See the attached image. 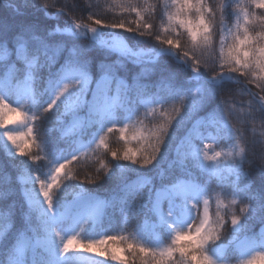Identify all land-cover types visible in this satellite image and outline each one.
Returning a JSON list of instances; mask_svg holds the SVG:
<instances>
[{
    "label": "snow or ice",
    "instance_id": "snow-or-ice-1",
    "mask_svg": "<svg viewBox=\"0 0 264 264\" xmlns=\"http://www.w3.org/2000/svg\"><path fill=\"white\" fill-rule=\"evenodd\" d=\"M54 6L50 0H0V139L6 141L9 157L0 162V264H104L94 256L117 264H129L130 259L133 264H232L233 259L237 264H264V133L255 136L258 118L264 126V13L252 10L264 9V0H244L231 13L232 0H218L215 7L207 0H171L170 5L161 0L167 27L160 30L149 22L157 5L136 0H118L121 12L134 14V20L111 22L80 0L50 12ZM29 9L38 18H30ZM77 10L87 12L91 23L75 19ZM68 13L69 21L59 27V18ZM228 15L235 18L231 27ZM53 22L57 26L50 27ZM176 26L182 31L173 37ZM184 34L188 47L181 43ZM146 36L156 41L147 51L139 47L147 43ZM81 39L87 43H79ZM129 62L139 66L131 80L122 74ZM157 72L168 94L151 102L176 103L161 112V123L146 134L137 129L126 137L129 124L117 127L121 114L132 120L139 97L150 91L146 81ZM179 77L186 78L187 86L178 83ZM235 95L248 97L240 102L241 128L229 123L235 102L225 97ZM53 112L77 136L96 129L89 145L97 148H108L106 136L114 130L126 143L144 145L111 151V166L102 164L104 175L96 179L113 183L110 199L99 200L77 185L80 195L71 207L61 202L59 192L69 187L65 181L76 179L67 165L79 159V149L66 155V149L43 139L46 133L35 125ZM190 120L194 126L176 146L168 168L160 170L156 186L145 170L168 159L173 130ZM248 124L253 126L251 136L246 135ZM206 140L229 141L231 151H213ZM31 145L49 150L41 157L32 153ZM181 145H186L183 151ZM223 155L232 159L230 175L217 184L218 192L212 190L217 210L210 217L212 192L200 177L219 180ZM41 159L50 167L36 175L33 165ZM176 170L179 175L167 180L166 172ZM221 194L230 197L228 203L220 200ZM107 209L125 220L150 214L157 221L153 237L140 230L105 232L99 239L86 235L103 227ZM256 224L259 232L253 231Z\"/></svg>",
    "mask_w": 264,
    "mask_h": 264
},
{
    "label": "trees",
    "instance_id": "trees-1",
    "mask_svg": "<svg viewBox=\"0 0 264 264\" xmlns=\"http://www.w3.org/2000/svg\"><path fill=\"white\" fill-rule=\"evenodd\" d=\"M11 2L15 3H23V0H11ZM52 4L55 6L50 8V12H56L58 8L63 6L64 4H68L69 7H72L74 3L77 2V0H50ZM137 3H140L141 5H157L158 12L155 16L149 17V22L154 24L155 28L154 30H160L161 28L167 27V21L165 18H162L160 13L163 12V8L161 6V0H136ZM164 2L168 3L170 5L171 0H164ZM244 0H232V6L229 8V13L232 11V7H235L237 3H243ZM80 3L85 8H90L91 11H99L101 18L105 19L106 21H115L120 19H129L134 20V14L129 16L126 13H122L120 7L118 6V0H80ZM207 3L215 7L218 3V0H207ZM256 12L257 15H260L261 13H264V9H252ZM28 15L30 18H38V14L34 11L29 9ZM72 14H64L59 18V27H64V22L69 21V18ZM87 12H81L77 10L74 14V18L82 21L84 23H91L87 20ZM218 19V17H217ZM234 17L231 15H228L226 17V24L231 27V25L234 23ZM57 26L54 22L50 24V27ZM122 31V30H118ZM182 30L179 29L178 26H176V30L171 33L173 37H175L179 32ZM125 35H129L125 33ZM147 41L146 44L139 45V47H143L145 51L148 50L153 44L156 43V41L151 36H146L143 38ZM214 40L216 41V47L217 51L215 55L219 56V35L214 36ZM79 43L86 44V39H81L78 41ZM181 43L184 44L186 47L190 46V41H188L186 34L181 38ZM133 45H136V40L132 41ZM173 64H175V61H172ZM161 66L167 67L166 61H161ZM139 71V66L134 65L132 63H127L126 67L123 70V75L128 79L131 80V78ZM217 71H219V68H217ZM164 75H168V72L163 73ZM209 75H212L213 73L209 72ZM161 73L157 72L155 75L151 76L146 82L149 84L150 91L146 94L142 95L138 99V103L135 106V114L132 117V120H127L124 116V114H121L120 121L117 123V127H123L125 123L129 124V128L126 130L125 135L126 137H131L134 131L137 129H140L145 132V134L150 131L154 126L161 123V112L170 110L171 106L176 103V101L168 100L167 103L161 105L152 103L150 107H147L144 102V98L146 96H149L152 100L154 98H163L168 94V89L165 88L163 85H160L158 83L159 77ZM178 83L187 86L186 78L179 77ZM251 87V86H250ZM159 89V91H157ZM194 90V89H193ZM225 99L229 101V103H234V107L236 109L235 115L229 119V123L231 126L235 128H241L242 125L240 123V102L241 101H247V96H241V95H235V96H226ZM46 107V104L44 105ZM177 106H179L177 104ZM154 110V111H152ZM152 111V115H148V113ZM14 119L16 118V114H10ZM58 113L53 112L52 114H44L46 119H44L41 122H37L35 127L37 130H42L46 133L44 135L43 139L48 141L51 146L55 147L56 149H66L67 152L66 155L73 150L76 149L75 142L79 137L81 138H87L92 131L96 129H91L89 133L86 136H77L76 134L72 133L71 131H68V126L61 125L56 117ZM20 118V117H19ZM195 124V120L186 121L182 126H179L173 130V139L171 140V149L169 153L168 159L162 160L160 164L156 165V167L149 166L148 169L145 171L147 172V175L153 177L154 184L156 186H159L161 183V178L159 176V172L161 169H167L168 168V162L169 160L175 155L176 152V146L180 143L181 139L184 138L188 130L192 128ZM13 126V125H12ZM248 131L246 132L247 136L252 135V124H248L247 126ZM106 131V130H105ZM3 129H0V135H2ZM66 132V135H63L62 133ZM264 133V126H262L261 121L259 118L257 119L256 125H255V136L257 139L261 137V134ZM120 133L116 130H114L112 133L108 134L106 136V143L108 145V148H97L96 144L93 143L89 145V147L84 151H78L77 155L79 156V159L77 161H73L71 164L67 165L68 168L72 169L76 174V179L72 181H65L66 184L69 185L67 189H64L63 191L59 192V196L61 199V202L66 204L70 200H72L74 197L80 195V188L77 187V185H82V187L87 190L90 193H93L99 200H106L110 199L113 194V183L111 181L107 180H97L96 177L99 174L101 177L104 175V172L102 169V164H107L108 167L111 166V163L113 162L112 157L110 155L111 151H116L122 153L126 148H133L138 149L141 148L142 143L138 142L136 140H129L127 143L124 140H121ZM97 140L99 137L97 136ZM39 142V141H38ZM206 143H209L212 146L213 151H218L225 147L229 141H217L213 143L211 140H206ZM6 141L4 139H0V162H3L5 159L9 158L7 154V149L5 147ZM202 146V145H201ZM48 147H45V150L42 152L38 150L34 145H31V151L34 155H39L41 157H45L48 152ZM260 146H257V153L260 151ZM15 159H25V157H14ZM68 158L71 159V156L68 155ZM251 159V157H250ZM62 162V161H61ZM261 163L260 159L256 158V164L259 165ZM33 167L36 169V175H42L44 172L48 170L49 165H47V160L41 159L36 161V164L33 165ZM176 175H179L178 170L174 172V174L169 175L166 172V179L167 180H173ZM135 178V177H133ZM200 180L202 183H209L210 184V192L212 190H215L216 192L219 191L217 188V184L221 182H226L227 179H217L215 177L212 178L211 181H208L207 175H202L200 177ZM257 188H259L260 182L259 180L253 181ZM36 187H39V183L36 184ZM129 199H131V196L129 195ZM230 197L225 198L224 194L220 195V200L223 203H228V200ZM200 209L203 210V204L202 201L200 203ZM217 210V198L215 195V192H212L210 195V203H209V215L210 217H214V214ZM223 211V209H222ZM154 222H156V219L152 217L150 214H144L142 216H130L126 220L120 213L112 214L111 209H107L105 211V215L103 216V227H97L95 231L86 232V235L94 236L97 239L100 238V236L103 233H107L108 235L113 234H131L137 230H140L143 232L145 237L151 238L154 235V232L156 230V225H154ZM230 228V224H229ZM260 228L259 224H256L253 228L254 232H258ZM225 235H227V231L225 232ZM100 260L104 261V264H117V262L112 261L111 259H106L104 257H100ZM129 264H133L131 259L129 260ZM232 264H237V260L233 259Z\"/></svg>",
    "mask_w": 264,
    "mask_h": 264
},
{
    "label": "rangeland",
    "instance_id": "rangeland-1",
    "mask_svg": "<svg viewBox=\"0 0 264 264\" xmlns=\"http://www.w3.org/2000/svg\"><path fill=\"white\" fill-rule=\"evenodd\" d=\"M17 119H19L18 116H16ZM8 127H12V125H8ZM92 139V133L89 135V137L87 139H82V138H79L76 142V148L79 149V150H86L89 146V141ZM181 142V141H180ZM180 145V143L178 144ZM186 147V145H181V151L184 150V148ZM219 152H222V153H228L229 151H231V142H228V144L223 147L222 149L218 150ZM232 164V159L231 157L227 156V155H223L221 158H220V165H221V168H220V173H221V177L220 179H228L229 178V171H228V168L227 166L228 165H231ZM216 178V177H215ZM234 179V176L232 177ZM37 190L39 189V187H36ZM79 197H76L75 199H73L72 201H70L68 204H66V206L68 207H71V205L78 199ZM154 225H157V221L154 222ZM261 229L259 228L258 232L260 231ZM94 256V254H93ZM94 259L96 260H99V257H95L94 256Z\"/></svg>",
    "mask_w": 264,
    "mask_h": 264
}]
</instances>
